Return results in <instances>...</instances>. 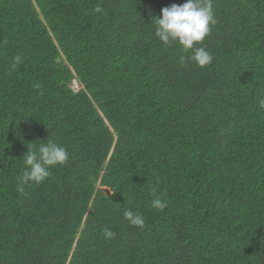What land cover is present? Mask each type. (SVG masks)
I'll use <instances>...</instances> for the list:
<instances>
[{
  "label": "trees",
  "instance_id": "1",
  "mask_svg": "<svg viewBox=\"0 0 264 264\" xmlns=\"http://www.w3.org/2000/svg\"><path fill=\"white\" fill-rule=\"evenodd\" d=\"M184 2L0 0V264H264V0H213L203 68L155 36Z\"/></svg>",
  "mask_w": 264,
  "mask_h": 264
},
{
  "label": "clouds",
  "instance_id": "2",
  "mask_svg": "<svg viewBox=\"0 0 264 264\" xmlns=\"http://www.w3.org/2000/svg\"><path fill=\"white\" fill-rule=\"evenodd\" d=\"M95 11L100 13L103 9L97 5ZM161 15L155 20V36L166 45L173 42L179 43L183 50H191L190 59L201 68L210 65L213 55L205 47H194L196 43L202 44L205 37L211 32V26L217 23L214 14L213 0H185L183 4L175 3L161 8ZM184 56L180 57L183 63ZM15 65L21 62L19 56L14 57ZM75 86L79 84L75 81ZM39 88V85H36ZM80 88V86H79ZM78 88V89H79ZM74 90L75 87H73ZM77 89V90H78ZM259 106L264 108V99L259 101ZM24 154L25 170L19 178L17 191L24 192V186L29 183L39 185L50 176V168L56 165H64L69 160V154L65 147L47 139L39 145H28ZM152 207L163 211L167 207V201L159 196L151 201ZM124 218L136 227L144 226V219L141 215L132 210L124 211ZM115 233L111 229H105V238H113Z\"/></svg>",
  "mask_w": 264,
  "mask_h": 264
},
{
  "label": "rangeland",
  "instance_id": "3",
  "mask_svg": "<svg viewBox=\"0 0 264 264\" xmlns=\"http://www.w3.org/2000/svg\"><path fill=\"white\" fill-rule=\"evenodd\" d=\"M79 86H80V85H79ZM79 86H75V82H74V81L72 82V87H75L76 90L79 88ZM106 189L109 190L108 187H106ZM257 192H258V188L256 189V193H257Z\"/></svg>",
  "mask_w": 264,
  "mask_h": 264
}]
</instances>
